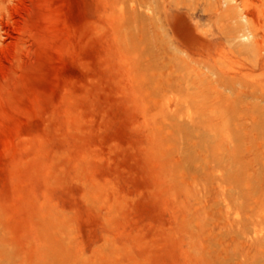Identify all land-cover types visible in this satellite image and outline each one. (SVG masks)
Here are the masks:
<instances>
[{"label":"rangeland","instance_id":"obj_1","mask_svg":"<svg viewBox=\"0 0 264 264\" xmlns=\"http://www.w3.org/2000/svg\"><path fill=\"white\" fill-rule=\"evenodd\" d=\"M0 264H264V0H0Z\"/></svg>","mask_w":264,"mask_h":264}]
</instances>
